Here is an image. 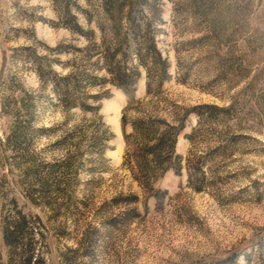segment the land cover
I'll use <instances>...</instances> for the list:
<instances>
[{"label": "rangeland", "instance_id": "1", "mask_svg": "<svg viewBox=\"0 0 264 264\" xmlns=\"http://www.w3.org/2000/svg\"><path fill=\"white\" fill-rule=\"evenodd\" d=\"M109 1L130 47L146 37L168 64L117 50L134 88L107 81L104 0H0V264H264V0ZM65 75L100 120L63 106ZM203 105L228 110L199 120ZM136 118L182 125L177 171L144 180Z\"/></svg>", "mask_w": 264, "mask_h": 264}, {"label": "trees", "instance_id": "2", "mask_svg": "<svg viewBox=\"0 0 264 264\" xmlns=\"http://www.w3.org/2000/svg\"><path fill=\"white\" fill-rule=\"evenodd\" d=\"M104 10L107 16L110 19L111 23V31L117 40L116 48L110 50L109 46L105 47L104 58L106 61V71L110 75L107 81L115 83L120 87H124L125 89L134 88L136 79L139 76V73L136 67H125L119 64L116 59V52L119 49H124L125 47H129L132 49L136 55L142 58L147 53L153 51L154 56L153 66L158 65L164 71L167 70L168 64L165 60H162L160 54L156 50V47L153 41H150L146 37H142L138 44L131 46L128 44L126 37L121 34V25H120V15H121V7H109L112 4L109 0H104ZM130 34L133 36L139 35L142 29H140V25L135 23L134 19L130 21ZM147 26V25H146ZM147 28V27H146ZM144 28V30L146 29ZM79 30V29H78ZM82 34L88 39L93 31H80ZM126 54V53H125ZM49 74L53 76H57V74L49 71ZM149 74V71H148ZM42 78H44V74H41ZM58 86L61 88V101L63 102V106L66 109L80 107L86 112H91L93 115L97 116V120L101 119V115H98V111L100 109L99 104L93 106L88 105L85 102L86 98L95 99L96 96L93 95H85V97H79L81 92V80L69 75H65L63 77H59ZM97 81H105L104 77H96ZM90 84H94L90 82ZM89 84V85H90ZM54 83V86H57ZM56 89V88H55ZM147 94L151 92L150 83L147 84ZM76 95V96H75ZM91 96V97H90ZM78 98H81L83 101H77ZM98 99V97L96 98ZM131 102L128 103L123 109L122 116V124L125 123V112L131 108ZM228 109L219 108L212 105H203L198 109L194 108L192 111L197 114L199 120H203V118L213 117L215 114H226ZM159 121L157 120H144L142 118H136L131 121L132 133L127 135L126 137H134L136 139V143L132 149V152H128L127 155L130 159L135 161L138 170L141 172L144 180L149 181V179L156 178L163 173H165L168 169L178 170L179 159L180 156L174 155L175 145L177 141V136L181 131L182 125L173 127L166 126L165 129H161L159 125ZM103 126V123H100ZM106 129L99 130L97 129L95 133L92 134L90 143L92 144V148L95 150V153L101 155L105 149V142L108 140V136L105 135ZM189 138L191 136H188ZM172 160V163H171ZM174 160V161H173ZM24 222V217L20 216L19 224H16L14 227L17 230L20 227V224ZM16 238L15 231L10 229H5L4 231V241L7 244H11L14 242ZM29 261V260H28Z\"/></svg>", "mask_w": 264, "mask_h": 264}]
</instances>
